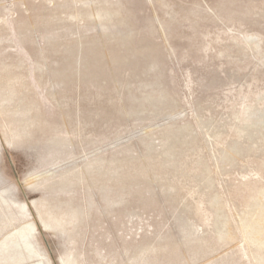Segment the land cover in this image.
Wrapping results in <instances>:
<instances>
[{
  "label": "rangeland",
  "instance_id": "1",
  "mask_svg": "<svg viewBox=\"0 0 264 264\" xmlns=\"http://www.w3.org/2000/svg\"><path fill=\"white\" fill-rule=\"evenodd\" d=\"M0 264H264V0H0Z\"/></svg>",
  "mask_w": 264,
  "mask_h": 264
}]
</instances>
